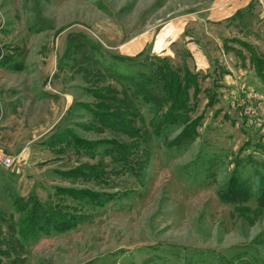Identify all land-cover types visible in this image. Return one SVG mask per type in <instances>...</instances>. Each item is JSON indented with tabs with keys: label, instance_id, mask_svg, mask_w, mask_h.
Returning <instances> with one entry per match:
<instances>
[{
	"label": "rangeland",
	"instance_id": "374dc122",
	"mask_svg": "<svg viewBox=\"0 0 264 264\" xmlns=\"http://www.w3.org/2000/svg\"><path fill=\"white\" fill-rule=\"evenodd\" d=\"M211 3L0 0L6 133L17 134L20 125L39 133L52 100L46 89L59 87L75 100L59 119L52 112L41 143L22 155L5 143L0 148L4 159L16 161L13 170L0 167V264H264V0L228 26L204 29L189 20ZM172 20L201 35L194 39L208 46L215 69L214 78L201 76L189 36L180 35L174 55L160 57L179 77L201 79L183 123L163 120L172 102L156 103L168 94L153 75L163 60L149 51L116 58L110 49ZM210 28L227 36L230 56L220 51L221 38L209 37ZM252 55L259 56L258 76L234 64L251 57L253 67ZM114 67L138 75V83L145 76L152 91L146 108L133 94V105L125 102L127 81L115 80ZM106 87L120 99L111 115L127 112L126 120L94 115L96 92Z\"/></svg>",
	"mask_w": 264,
	"mask_h": 264
},
{
	"label": "crops",
	"instance_id": "0c3cea01",
	"mask_svg": "<svg viewBox=\"0 0 264 264\" xmlns=\"http://www.w3.org/2000/svg\"><path fill=\"white\" fill-rule=\"evenodd\" d=\"M255 0H212V3L210 6H208L207 9L204 10V12L199 13L197 10L196 16L195 15L192 17V19L189 20H196L200 21V26L204 29H207L206 27H211L219 25L221 26H228V21L233 20L232 18L238 13L247 7L251 6L254 4ZM206 11H208V16L206 15ZM201 14V15H199ZM234 21V20H233ZM231 21V22H233ZM204 22V24H203ZM225 22V23H224ZM184 26V27H183ZM188 25L183 24L181 22H177L176 20H172L170 23L166 24L163 28L159 30L156 34H150V33H143L140 34L137 37L130 38L128 40H124L117 46H110L111 50L114 52L113 54L117 58H131L132 56L138 55L142 52L149 51L147 54L149 55H154L157 57H161L164 54H169V55H174L175 53V42L180 38V35L182 37H188V41H190L187 46L191 51V55L194 57L195 61L198 63V71H200L201 76L206 75L208 78H214L215 76V69L212 67V63L209 62L206 54V44H202L200 41H196L194 37H201V35H192L190 32V29L187 27ZM232 28V27H227ZM175 33H177L178 37H172ZM183 33H185L183 35ZM209 37L212 38H221L223 43L219 45L220 51L223 53V56L226 57V55L230 56L229 52H225V40L227 36H224L221 34V37L219 34L214 32V29L211 28L208 29ZM218 36V37H215ZM225 38V39H224ZM199 42V43H198ZM250 47V48H248ZM246 49L251 50V45H249ZM230 50V49H228ZM227 50V51H228ZM236 55L243 59H246V53L244 51H241L239 49H236V47L232 48ZM157 52V54H156ZM242 52V53H241ZM174 53V54H173ZM257 55H252V66H250L251 62V57L249 64L247 63H242L240 66V61H237V57L235 59V66H237L239 69H242V66L245 65L247 68H255L257 70V76L259 74V70L255 64V61H258ZM231 58V57H230ZM227 60V59H226ZM221 61V59H220ZM246 61V60H245ZM227 62L225 61V64ZM221 65V64H220ZM223 66V65H222ZM227 69V67H226ZM120 70H124V67L120 68ZM254 70V69H253ZM191 73L189 70L187 71V74ZM2 74H3V67L0 66V148L1 149H6L5 144L7 146L8 151L11 153L15 152L16 155H22L24 152H26L29 147L34 146L37 143L42 142V138L44 136V131L46 130H51L52 125H51V116L52 112L54 113L55 116L58 115V119L63 115L66 114L69 107L75 105V100L72 94L65 92L64 90L60 89L59 87L51 88L50 90L46 89L45 92L52 97L47 99L51 103L47 102V106L45 107L46 110L43 113V118L40 120L38 127H39V133L37 134L34 129L32 132L28 133L27 129L23 128L22 125H20L17 129V134L16 133H11L12 135H9L6 133V131H10V127L7 126L3 123L2 120V114H3V107H4V96H3V79H2ZM249 75V71L246 69V73L242 75L241 81L243 80L244 76ZM226 76V75H225ZM199 77V75H198ZM195 76L193 79V82L191 83L190 88L192 87V90L194 91L192 96L189 95L190 100L194 101L197 100L195 92L200 94L201 87L199 83V79ZM247 79V76L245 77V80ZM201 80V79H200ZM240 80V79H239ZM243 84V82H242ZM245 86V85H244ZM45 89V88H44ZM231 91V90H230ZM252 89L250 90L251 93ZM207 94H211L210 91H208ZM62 96L63 98H61ZM225 96V95H224ZM228 96H232V93H229ZM61 98V100H59ZM65 100V103L64 101ZM70 100V101H69ZM55 101V102H54ZM57 101V102H56ZM16 125V124H15ZM14 126V125H13ZM55 125L53 126V128ZM14 128V127H13ZM42 129H45L43 132H40ZM16 131V130H15ZM5 143V144H4ZM16 164V161H14V165ZM14 167V166H13ZM13 170V168H12Z\"/></svg>",
	"mask_w": 264,
	"mask_h": 264
},
{
	"label": "trees",
	"instance_id": "16d2710c",
	"mask_svg": "<svg viewBox=\"0 0 264 264\" xmlns=\"http://www.w3.org/2000/svg\"><path fill=\"white\" fill-rule=\"evenodd\" d=\"M157 58H158L157 60H163V64L157 70L153 71V75L159 76V78L162 80V83L159 82V84H161L160 85L161 87H165V90L163 91L164 94L166 92L168 94L167 95L165 94V96L163 95L166 99L163 100L161 97L160 101H158L157 94L156 95L154 94L152 96L156 101H158V102H156L157 104L159 102L166 101L167 103L172 102V105H173V108H169L166 111V113L163 116V120H166V122L167 121L173 122L172 119H175L177 122H180V123L188 122L189 121L188 113L193 109V107L190 106L191 101H190L188 90H189L191 83L193 81L179 77L180 75L175 73L171 69V67H169L168 64H166V59H164V58L162 59L160 57H157ZM120 68L121 67H114L113 68L114 73L112 75L115 77V80L120 82V83L124 82V80L127 81L126 88L128 89V91L126 92V95H125V97L127 98V101H125V102H129L131 105H133V99H129V95L133 94L134 101L137 104V106H138V104H140L146 108L145 105H148V104H150V102H152L151 96L149 95V93L150 92L152 93V91L149 90L150 87L146 86L145 76L143 77L142 82L138 83V81L135 79V77H137L138 75H132V74L129 75L128 73L124 74L120 70ZM175 75H177L179 78L176 77ZM131 83L134 86H136L137 88H132L130 85ZM151 87H152V85H151ZM155 88H157V87H155ZM98 90L99 91L96 92V94H97L96 98L99 102L96 104V109H95L94 115H96L97 117H100L103 120H106L108 117L109 118L121 117V119L126 120V117L128 115L127 112H122L118 115L114 114V113L111 115V113H110L111 108H113V106L115 104V101H120V99L117 100L115 98L116 90L113 89L112 87H106V88H103V90L100 88ZM103 92L105 95L102 94ZM100 95H102V96H100ZM122 102L125 105H127V103H125L124 101H122ZM131 110L132 109L130 108L129 111H131ZM158 122H161V120L159 119ZM192 123H195V122H192ZM161 128L162 127H160V129ZM161 130H163V129H161ZM184 132L186 134H190L193 132V129L184 130ZM50 224L52 225V223H50ZM41 225H43V224H41ZM56 228H57V226H56Z\"/></svg>",
	"mask_w": 264,
	"mask_h": 264
},
{
	"label": "built area",
	"instance_id": "2783aa9c",
	"mask_svg": "<svg viewBox=\"0 0 264 264\" xmlns=\"http://www.w3.org/2000/svg\"><path fill=\"white\" fill-rule=\"evenodd\" d=\"M14 166V160L4 159L0 155V167L4 168L5 170H11Z\"/></svg>",
	"mask_w": 264,
	"mask_h": 264
}]
</instances>
